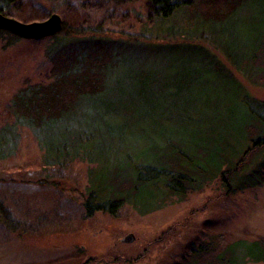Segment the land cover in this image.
Listing matches in <instances>:
<instances>
[{
  "label": "trees",
  "instance_id": "trees-1",
  "mask_svg": "<svg viewBox=\"0 0 264 264\" xmlns=\"http://www.w3.org/2000/svg\"><path fill=\"white\" fill-rule=\"evenodd\" d=\"M16 1L0 0V12L9 16ZM145 1L150 14L136 38L116 39L109 31L63 22L46 47L51 81L21 88L7 106L9 119L0 125L1 165L18 155L22 129L42 150L45 171L77 161L96 164L88 172L83 203L88 216L98 211L115 215L125 203L150 212L170 196L185 197L217 179L228 193L264 186V100L253 96L229 67L264 86V0ZM250 4L251 47L235 53L211 37L215 31L209 25L241 19ZM195 30L202 33L191 35ZM1 34L10 41L23 39L6 30ZM132 41H141V59L128 57L139 46ZM180 41L190 48L179 45L158 57V50L154 55L148 50L161 44L175 48L171 44ZM206 42L220 50H210ZM217 52L226 54L228 63ZM216 86L226 91L218 99L198 95ZM186 94L194 99H182ZM141 125H146L144 133ZM8 167L5 171L21 170ZM4 172L0 183L17 181ZM35 182L56 184L49 175ZM0 219H9L2 202ZM218 238L195 252L194 264L221 258L228 261L221 264L264 262V240H238L222 248ZM238 248L243 253L231 259ZM217 254L218 259L211 258Z\"/></svg>",
  "mask_w": 264,
  "mask_h": 264
},
{
  "label": "rangeland",
  "instance_id": "rangeland-1",
  "mask_svg": "<svg viewBox=\"0 0 264 264\" xmlns=\"http://www.w3.org/2000/svg\"><path fill=\"white\" fill-rule=\"evenodd\" d=\"M9 7V16L23 23L44 21L58 14L69 27L99 28L109 31L116 39L142 35L141 24L150 14L145 0H17ZM252 11L250 4L241 12V19L210 24L215 31L211 37L217 41H208H216L235 53L250 49ZM201 30L191 35L202 33ZM50 42L49 37L10 41L7 34L0 35V125L9 119L7 106L21 88L51 81L52 65L45 53ZM212 42L204 45L210 50H220ZM131 43L139 46L136 51L129 50L128 57L132 54L141 59L140 53L144 52L141 41ZM184 44L185 41L171 44L175 48L161 44L148 50L153 55L154 50H158L155 52L158 57L159 53L175 52L179 45L181 49L190 48ZM225 55L216 54L228 63ZM150 58L156 60L154 56ZM229 67L253 96L264 100L263 85L253 83L231 65ZM225 92L216 86L198 95L201 99L207 95L218 99ZM182 99L194 97L186 94ZM143 127H139L141 133H144ZM21 135L18 155L0 164V172L8 166L21 169L4 172L19 182L0 183V202L9 213L8 220L0 219V264H194L195 252L203 244L219 240V236L223 239L222 248L238 240H264V186L228 193L217 179L201 190L190 191L185 197L170 196L161 208L150 212L125 203L115 215L98 211L88 216L83 203L88 172L96 164L77 161L69 167H52L45 171L41 168L43 153L35 139L26 129L21 130ZM133 149L135 153L136 147ZM24 174L31 178L29 183L22 180ZM45 175L56 184L47 186L35 182ZM129 234H133L135 240L122 242ZM241 253L243 249H235L231 259H237ZM219 254L211 258L218 259ZM226 262V258H221L214 264ZM243 264L264 262L248 260Z\"/></svg>",
  "mask_w": 264,
  "mask_h": 264
},
{
  "label": "water",
  "instance_id": "water-1",
  "mask_svg": "<svg viewBox=\"0 0 264 264\" xmlns=\"http://www.w3.org/2000/svg\"><path fill=\"white\" fill-rule=\"evenodd\" d=\"M63 29V20L58 14H52L44 21L23 23L15 18L0 12V30L9 31L23 39L39 40L52 37ZM135 240L133 234H129L122 239L124 243Z\"/></svg>",
  "mask_w": 264,
  "mask_h": 264
}]
</instances>
